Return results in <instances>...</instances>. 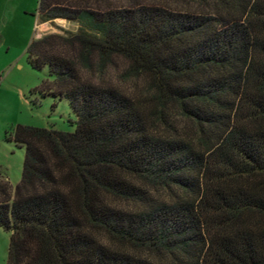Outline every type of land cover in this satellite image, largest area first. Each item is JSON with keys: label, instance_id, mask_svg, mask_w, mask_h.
Listing matches in <instances>:
<instances>
[{"label": "trees", "instance_id": "1", "mask_svg": "<svg viewBox=\"0 0 264 264\" xmlns=\"http://www.w3.org/2000/svg\"><path fill=\"white\" fill-rule=\"evenodd\" d=\"M35 12L75 25L25 49L74 129L14 127L6 264H264V0H37Z\"/></svg>", "mask_w": 264, "mask_h": 264}, {"label": "rangeland", "instance_id": "2", "mask_svg": "<svg viewBox=\"0 0 264 264\" xmlns=\"http://www.w3.org/2000/svg\"><path fill=\"white\" fill-rule=\"evenodd\" d=\"M36 6L37 0H0V180L11 187L20 179L23 160V147L9 138L16 125L74 129L67 101L39 94L51 77L46 66L35 70L27 64L25 49L35 34L59 32L58 27L74 30L75 25L53 22L36 27ZM8 242L9 232L0 227V264H6Z\"/></svg>", "mask_w": 264, "mask_h": 264}, {"label": "crops", "instance_id": "3", "mask_svg": "<svg viewBox=\"0 0 264 264\" xmlns=\"http://www.w3.org/2000/svg\"><path fill=\"white\" fill-rule=\"evenodd\" d=\"M35 11H36V9H35ZM36 13V12H35ZM35 17H36V15H35ZM36 19V22H35V26L37 27V18H35ZM53 22H60V23H57L59 26H62V25H60L61 24V22L62 23H70V22H67V21H65V20H63V19H60V18H56V19H54L53 20ZM44 23H46V22H44ZM40 24H43V23H40ZM40 24H38V25H40ZM63 27V26H62ZM37 34H35L32 38H37L38 36H36ZM31 38V39H32Z\"/></svg>", "mask_w": 264, "mask_h": 264}]
</instances>
